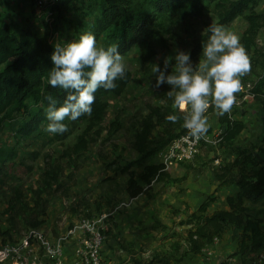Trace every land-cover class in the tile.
Segmentation results:
<instances>
[{"label":"rangeland","instance_id":"1","mask_svg":"<svg viewBox=\"0 0 264 264\" xmlns=\"http://www.w3.org/2000/svg\"><path fill=\"white\" fill-rule=\"evenodd\" d=\"M3 1L0 9V25L7 24L18 33L21 27L27 26L24 20L26 15L30 14V9H33V0ZM99 5L100 0L65 1L60 8L61 26H49L48 36L53 42L61 44L78 39L84 31H90L95 36L93 20L99 12ZM217 16V8L215 3H212L202 14L192 15L180 21L173 26V33L166 44L158 46L157 53L149 60L142 59L137 44L122 54L126 68L132 72V79L121 95L107 96V112L98 126L86 130L88 123L84 120L62 140L45 144V136L34 137L33 134L27 138H20L18 144L16 129L27 114L20 113L7 119L0 127V149L7 150L15 146L19 151L17 161L21 160L25 165L30 164L33 169L27 173H24L23 168L18 169L22 175L20 177L14 170L17 165H11L12 171L6 182L0 183V188L4 189L0 191V200L7 199L8 192L15 188L13 196L20 194V197L28 199V202L45 205V192L41 193L39 190L43 184L45 169L56 166L60 171L59 180L63 182L67 177L72 180L73 171L67 175L64 169L67 166L71 167L79 156L68 161L62 160V157L76 152H81L86 158L99 156L103 159V165L107 170L111 168L120 171V167L136 159L138 152L132 146V141L140 129V120L153 107H160L164 113L170 110L168 115H177L179 117L177 122H183V114L173 108V102L166 94L171 90L167 87V83L156 87V76L152 72V67L153 64H158L161 70H164L165 58L173 57L166 72L168 75L175 65L176 50L190 53L193 65L198 64L201 57H194L191 52L204 30L211 23L216 22ZM247 16L260 21L256 32L249 30L251 24ZM225 28L239 38L250 61V71L240 77L241 90L235 94L236 99L230 115L246 124L245 129L238 136L239 142L234 144L239 146L242 158L249 157L246 165L248 171H251L252 165L256 162L258 165L264 164V93L253 92L254 87L264 76V0H255L242 15L229 22ZM167 35L169 34H165ZM95 38L97 46L106 47L105 34ZM247 41H252L250 49L244 46ZM209 100L210 106L204 114L207 117L208 131L198 139L196 154L191 159H182L176 155L177 149L169 144L160 150L155 158L159 160L161 156L163 162L167 160V171L171 177H182L187 173V178L169 185L165 180H152L146 186L148 197H145L141 203L156 201L154 213L159 220L156 224L154 222L155 229L149 228L150 224H141L140 234L145 233L143 234L145 238L142 237L139 242L134 240L132 245L120 242L122 247L114 244V251L111 252L110 257L105 255L107 264H148L154 256L168 258L170 264H218L224 260L229 264H264V247L247 255L240 253L242 230L238 228H229L222 237L216 238L201 253L190 252L186 245L187 233L195 227L193 213L209 215L218 209H229L231 207L227 202V195L236 194L239 190L230 181L220 184L216 179L214 170H218L219 173L235 174L239 173L240 165L233 166L237 158V153L234 152L235 145L226 141L222 143L219 139L222 124L218 110L211 103V97ZM27 109L32 111L35 109L31 98L27 100ZM170 123L168 119L159 122L154 129V135L163 137ZM80 136H83L84 142H79ZM85 141L86 147L77 150V143L84 144ZM134 169L137 172L139 167L134 166ZM63 186V183H59L49 193L57 190L65 192ZM203 204L206 211L199 210ZM245 204L254 215L261 210L259 217L264 224V200L257 204L246 201ZM35 211L32 216H28V223L38 218ZM20 214L21 211H17L15 215ZM14 220L15 224L12 227L20 235H26L28 230L25 231L27 228L22 227L21 218ZM105 232L109 235L107 229ZM20 239L9 238L13 242Z\"/></svg>","mask_w":264,"mask_h":264},{"label":"trees","instance_id":"2","mask_svg":"<svg viewBox=\"0 0 264 264\" xmlns=\"http://www.w3.org/2000/svg\"><path fill=\"white\" fill-rule=\"evenodd\" d=\"M65 1L67 0H63L56 7L59 19L60 8ZM254 1L100 0L99 12L93 20L95 36L99 37L105 34L107 37L106 47L117 44L121 54L126 53L133 45L137 44L142 59L149 60L157 53L158 46L166 44L167 39L173 33L174 25L192 15L202 14L212 3H215L218 11L215 23L226 26L239 15H242ZM3 2L0 0V8L3 6ZM32 5H34L33 2ZM33 13L36 14L34 6ZM247 18L251 24L249 30L256 32L260 26V21L252 16H247ZM45 26L47 28L46 24ZM167 33L169 35L165 36ZM208 35L210 34L205 33L203 35L202 33L200 35L191 52L192 56H202V42L207 40ZM251 42H245L244 46L250 49ZM54 44L55 42L50 41L48 32L40 35L37 31L24 26L18 33H15L9 25H0V127L7 119L15 115L27 114L16 129L18 144L20 138H27L33 134L34 137L45 136V144L54 140H62L78 123L84 120H87L88 123L86 130L100 125L108 108L107 96L121 95L132 79V72L126 68L125 77L115 81L117 84L115 89L100 88L94 93L95 101L92 104L91 115L85 114L76 120L66 118L63 123L67 126V131L62 134L46 131L48 124L46 110L49 106L47 97L52 96L57 101V107H59L67 95L62 88L52 87L48 83L47 73L53 67L51 54L54 51ZM171 73L172 70L169 74ZM167 87L171 89L168 84ZM253 92L264 93V76L254 87ZM29 98L34 101L35 109L33 111L27 109ZM169 112L170 110L164 113L160 107H153L140 120V129L132 141V146L139 153V157L119 168L120 172L130 175L127 189L133 197L145 191L146 186L152 180H165V183L169 185L187 178V173L182 177H171L165 162L147 163L148 158L156 156L160 150L172 144L177 138L189 133V130L183 127V122L170 123L169 121L170 126L166 127L163 137L154 135L155 127L159 122L166 120ZM219 120L222 124L219 139L222 140V143L226 141V143L237 144L239 134L246 127L245 122L232 118L230 113L223 116L219 115ZM171 124L173 125L171 126ZM80 141L84 142L83 136L79 137ZM77 144V150L83 149L87 145L86 141L84 144ZM239 150V146L235 145L234 152L237 153V158L233 166L240 165L239 173H219L218 170H214L216 179L220 184L230 181L239 188L236 194L227 195V202L231 208L218 209L209 215L193 213L195 227L188 231L186 237V245L190 252H203L204 248L212 244L216 238L222 237L229 228L242 230L240 253L247 255L264 247V224L259 217L261 210L254 215L245 204L246 201L257 204L264 200V164L258 165L256 162L252 165L251 171H248L246 163L249 161V157L242 158ZM18 154L19 151L15 146L9 147L7 150L0 149V183L6 182L10 171H12L11 165H17L14 170L20 177L22 175L18 169L23 168L24 173L32 171V165H25L21 160L17 161ZM134 166H143V170L137 173ZM59 172L56 166L45 169L43 184L39 188L41 193L50 192L53 184L59 185ZM20 196V194L14 195L11 198L13 202L10 203V210L13 212L21 211V213L27 212L28 216L30 214L32 216L33 210L29 213L30 208L25 203L18 201ZM204 204L200 207V211H206ZM37 219H32L29 224L36 226L38 224ZM148 264H170V260L165 257L154 256ZM218 264L229 263L224 260Z\"/></svg>","mask_w":264,"mask_h":264},{"label":"clouds","instance_id":"3","mask_svg":"<svg viewBox=\"0 0 264 264\" xmlns=\"http://www.w3.org/2000/svg\"><path fill=\"white\" fill-rule=\"evenodd\" d=\"M209 33L203 43V52L195 66L190 53L176 50L175 65L172 73L166 75L173 57L164 60V70L153 64L152 72L156 76V87L167 83L171 90L166 94L173 102V108L183 114V127L190 136L200 139L208 131L207 117L204 115L211 103L218 115L230 113L235 103V94L241 90L240 77L250 71V61L239 38L225 26L211 23L203 35ZM118 45L97 46L96 38L90 31H84L78 39L54 44L51 54L53 67L47 73L48 83L52 87L65 90L66 98L61 106L48 96L46 110L48 124L46 131L64 133L66 118L76 120L82 115H91L94 93L103 88L112 90L117 87L115 81L126 75L123 55ZM175 123L179 117H166Z\"/></svg>","mask_w":264,"mask_h":264},{"label":"crops","instance_id":"4","mask_svg":"<svg viewBox=\"0 0 264 264\" xmlns=\"http://www.w3.org/2000/svg\"><path fill=\"white\" fill-rule=\"evenodd\" d=\"M33 14V9H30V14L26 15L24 21L27 23V27L43 35L47 32L45 23L36 14H34L35 16ZM50 41L52 40L50 39ZM76 156H79L76 162L71 167L67 166L64 169L67 175L73 171L72 180H69V177H63L65 178L63 182L61 179L59 180V183H63L65 192L62 190L52 193L45 192V205L43 203L34 204L33 201L28 202L26 198H18V201L25 203L30 208L29 213L32 210L37 211L38 224L36 226H31L28 223L27 212L17 216L15 215L17 211L10 210V203L13 202L11 198L15 188L8 192L7 199L0 200V245L13 242L9 238L16 240L25 238L29 231L39 230L49 241L50 247H46L40 241L32 238L30 240L31 251L28 257L31 260L41 261L42 264H55L54 250L56 246L62 241L67 229L79 223L83 217H87L86 215L98 217L106 213L109 216L105 222L109 235L106 233L108 238L102 250L104 258L105 255L110 257L111 252L114 251V244L124 242L126 245H132L134 240L139 242L145 235V233H143L144 235L140 234L141 224H150L149 228L155 229V224L159 220V217L154 213L156 201L141 203L145 197H148L146 190L138 196H131L127 189L130 178L128 173H122L111 168L107 170L103 165V159L99 156L94 155L90 156L91 158H86L81 152L66 155L62 157V160L68 161ZM138 157L139 153H137L136 158ZM159 157V160H156V156H152L147 159V163L163 162L164 159ZM142 170L143 166L139 167L137 172ZM55 188L56 184H53L52 189ZM1 190L4 189L0 188ZM19 217L22 227L27 228L25 231L28 230L26 235H20L12 227L15 224L14 219L17 218L18 220ZM80 241L79 233L71 236V241L65 245L62 257L63 264H81L75 256V247ZM112 245L113 247H111ZM119 247L122 246L119 244ZM3 264H13V262L9 261Z\"/></svg>","mask_w":264,"mask_h":264},{"label":"built area","instance_id":"5","mask_svg":"<svg viewBox=\"0 0 264 264\" xmlns=\"http://www.w3.org/2000/svg\"><path fill=\"white\" fill-rule=\"evenodd\" d=\"M63 0H33V6L36 9V15L47 25L60 26L61 21L58 18L56 9ZM198 139L190 136L189 133L177 138L172 147L177 149V156L180 158L191 159L197 152ZM167 163V160L165 161ZM168 164V163H167ZM108 214L101 216L83 217L81 221L67 229L62 241L56 246L54 256L55 264H63V255L66 243L71 241V236L80 234V243L75 247V256L81 264H107L103 256V246L106 242V224ZM34 238L42 245L50 247L49 241L44 234L33 229L29 234L16 242L0 245V264L13 262V264H42L41 261L31 260L28 255L31 251L30 240Z\"/></svg>","mask_w":264,"mask_h":264}]
</instances>
